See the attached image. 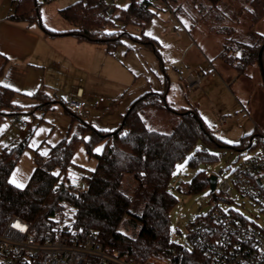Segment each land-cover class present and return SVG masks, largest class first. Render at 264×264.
<instances>
[{
    "label": "trees",
    "instance_id": "1",
    "mask_svg": "<svg viewBox=\"0 0 264 264\" xmlns=\"http://www.w3.org/2000/svg\"><path fill=\"white\" fill-rule=\"evenodd\" d=\"M108 1L78 0L60 9L59 14L73 25V35L106 43L109 40L95 35L110 19H103L99 15ZM208 1L216 7L221 0ZM249 2L252 7L251 21L257 23L264 18V0ZM151 5V0H129L117 19L123 27L132 24L143 28L154 16L149 9ZM11 20L25 24L41 23L37 0H16ZM41 27L47 34L62 33L49 31L42 24ZM137 41L160 57L152 38L141 36ZM262 43L264 35L259 34L251 43L228 38L219 58L241 75L247 66H258V52ZM261 60L264 67V54ZM15 95V91L0 85V122L5 117L4 109L13 106ZM35 99L46 100L45 104L35 106L40 110H48L56 102L42 92L36 93ZM63 107L70 112L65 105ZM148 109L168 110L173 116L174 129L170 133H160L148 128L143 118ZM71 114L77 122L76 132L50 146L43 158L37 157L34 171L25 187L12 185L9 175L26 142L0 153V232L11 217L19 216L41 234L52 228L56 215L72 211L75 226L86 233H95L105 246L120 249L140 261L150 255L164 256L171 250L169 214L177 200L169 193L168 186L177 163L188 157L187 163L192 168L200 163L210 164L218 159V155L211 152L216 148L242 151L262 143L261 148L264 149V140L256 131L241 137L236 144L222 142L208 131L195 110L172 111L166 105L165 91L145 92L138 96L122 116L120 126L112 132L97 131L81 117ZM88 129L91 135L84 143L85 149L88 155L96 157L97 163L90 175L87 192L77 196L62 187L61 180L66 179L76 146L83 141L82 134ZM98 142L102 143V150L94 154L92 147ZM126 176L134 181L133 199L122 189ZM188 185L194 193L207 190V175L205 172L196 173ZM129 216L139 229L135 234L126 236L119 228L125 225ZM185 255L190 256L187 257L190 261L202 258L195 251H187Z\"/></svg>",
    "mask_w": 264,
    "mask_h": 264
},
{
    "label": "rangeland",
    "instance_id": "2",
    "mask_svg": "<svg viewBox=\"0 0 264 264\" xmlns=\"http://www.w3.org/2000/svg\"><path fill=\"white\" fill-rule=\"evenodd\" d=\"M77 1L37 0L41 24L48 29L72 31L73 25L59 14V10ZM112 1L109 0L107 4L111 5ZM151 2L149 9L154 16L143 28L132 24L123 27L117 18L119 12L128 6L129 0H116L115 12L105 23L102 31L95 35L109 40L103 43L109 54L105 57L102 80L98 89H95L97 95H101L105 102L101 104L102 108H99L92 106L93 100H87L90 105L80 116L81 120L97 131L112 132L120 126L122 116L135 97L145 92L165 91L166 105H169L172 111L178 108V103L186 101L195 107L209 132L222 142L238 143L244 133L253 130V125L242 111L238 95L226 87L227 84H224L216 71L209 66V62L205 63L206 59L196 49L190 33L204 35L209 40H218L222 47L228 38L251 43L255 35L260 33L256 29L257 23L251 21L252 7L249 0H221L216 7L208 0H151ZM141 36H148L155 41V48L160 57L152 49L139 45L137 39ZM189 46L192 50L186 53L185 61L182 58L176 59L178 49L183 53L188 51ZM113 57L117 59L116 63L112 62ZM188 62L193 63L192 66L196 69L194 72L201 78L198 84L191 85L193 88H189L191 83L187 81ZM204 66H207L208 71H204ZM18 101L28 104L19 105ZM31 102L15 95L13 106L4 109L5 117L0 122V153L4 149L18 147L26 142V147L9 175V182L19 188L25 187L28 183L37 157L43 158L50 146L56 145L66 136H72L77 126L72 114L64 110L60 101L48 110L35 109L38 104H45V99H35ZM16 116L19 121L28 124L27 131L18 130ZM223 117L226 118V123H220ZM143 118L148 128L157 132L170 133L174 129V123L171 121L173 116L166 109H148ZM90 135V129L82 134L83 141L76 146L71 164L67 168L66 179L79 181L83 177H89L94 170L96 157L88 155L84 145ZM261 145L262 143L242 151L213 149L211 152L216 153L218 159L210 164L200 163L194 168L188 165V157H185L175 166L168 190L185 210L189 209L188 216L199 210L195 204L196 200L201 202L203 212L209 211V190L197 193L184 192L192 177L198 172L205 171L208 176L211 172L216 173L219 170H222L221 176L226 177L234 167L262 149ZM92 150L94 154H99L102 143H94ZM54 172L57 173V170ZM133 185L134 181L126 176L122 189L132 199ZM216 204L251 218V208L248 204H243L241 199L234 198L229 204L219 199ZM65 214L69 217L67 222H74L72 211H65ZM175 216L176 211L171 209L170 240L183 244L187 241V221L184 219L177 223ZM138 229L134 219L129 216L119 231L131 236Z\"/></svg>",
    "mask_w": 264,
    "mask_h": 264
},
{
    "label": "built area",
    "instance_id": "3",
    "mask_svg": "<svg viewBox=\"0 0 264 264\" xmlns=\"http://www.w3.org/2000/svg\"><path fill=\"white\" fill-rule=\"evenodd\" d=\"M115 4L113 0L111 5H105L99 15L111 18ZM200 80L198 77L190 83L195 85ZM104 101L99 97L92 106L100 107ZM89 105L81 98H70L65 104L78 117ZM225 122L226 118L220 119V123ZM17 128L25 132L28 124L18 120ZM260 137L264 140V132ZM221 173L219 170L208 175L216 178L214 191L207 189L209 211L203 212L201 202L196 200L199 210L188 216L189 209L185 210L178 201L174 204L175 222L187 221V241L181 244L170 240L167 255H150L140 261L120 249L105 246L95 233H86L74 222H67L69 217L65 213H59L52 228L41 234L26 219L11 217L0 232V264H264V149L234 167L226 177ZM89 178L63 179L61 186L80 196L87 192ZM184 192L194 193L189 185ZM234 198L249 205L251 218L216 204L219 199L229 204ZM187 251L198 252L202 258L190 261V256L185 255Z\"/></svg>",
    "mask_w": 264,
    "mask_h": 264
},
{
    "label": "crops",
    "instance_id": "4",
    "mask_svg": "<svg viewBox=\"0 0 264 264\" xmlns=\"http://www.w3.org/2000/svg\"><path fill=\"white\" fill-rule=\"evenodd\" d=\"M15 8V0H0V85L15 91L16 96L30 103L35 100V94L38 92L46 94L56 101L55 103L60 101L62 106L70 98L94 101L102 97L97 95L95 89H98L102 80L105 57L109 54L104 42L79 38L71 33V29L57 31L46 28L52 32H62L47 34L41 23L15 22L11 20ZM262 23L264 18L256 25L260 35H264ZM190 35L196 49L206 59L203 61L209 62V66L216 71L224 84H227L226 87L242 99H238L242 111L253 125L250 133L264 132V78L259 67L249 65L243 74L238 75L219 58L222 51L220 41L209 40L198 33L192 32ZM191 50V46L183 53L178 49L175 58L185 61L186 53ZM116 60L113 57L112 62L116 63ZM188 64L187 81L190 84L191 80H197L199 74L194 72L196 69L192 66L193 63ZM204 68V71H208L207 66ZM189 88H193L191 84ZM18 104L27 106L28 102L18 101ZM177 106L178 108L174 109L176 111L195 110V107L186 101L178 103ZM16 121L18 122V118ZM250 133H244L243 136Z\"/></svg>",
    "mask_w": 264,
    "mask_h": 264
},
{
    "label": "water",
    "instance_id": "5",
    "mask_svg": "<svg viewBox=\"0 0 264 264\" xmlns=\"http://www.w3.org/2000/svg\"><path fill=\"white\" fill-rule=\"evenodd\" d=\"M262 54H264V43H262L260 49H259V52H258V67L261 71V74H262V78H264V71H262ZM207 181L209 183V187H210V191L213 192L214 189H215V183H216V178L215 176H208L207 177Z\"/></svg>",
    "mask_w": 264,
    "mask_h": 264
}]
</instances>
